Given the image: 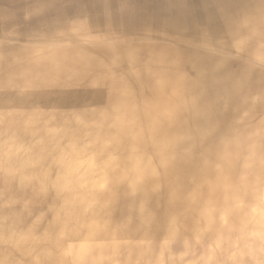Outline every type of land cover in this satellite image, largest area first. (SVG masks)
<instances>
[{
  "label": "bare ground",
  "instance_id": "6f19581e",
  "mask_svg": "<svg viewBox=\"0 0 264 264\" xmlns=\"http://www.w3.org/2000/svg\"><path fill=\"white\" fill-rule=\"evenodd\" d=\"M0 264H264V0H0Z\"/></svg>",
  "mask_w": 264,
  "mask_h": 264
}]
</instances>
